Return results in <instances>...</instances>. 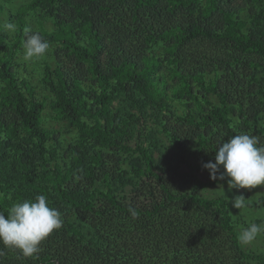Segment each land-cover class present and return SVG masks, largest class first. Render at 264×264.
<instances>
[{
    "label": "trees",
    "instance_id": "1",
    "mask_svg": "<svg viewBox=\"0 0 264 264\" xmlns=\"http://www.w3.org/2000/svg\"><path fill=\"white\" fill-rule=\"evenodd\" d=\"M7 1L0 212L45 195L64 223L35 258L0 242V264H264L202 167L234 135L264 145V0ZM36 32L38 78L19 61Z\"/></svg>",
    "mask_w": 264,
    "mask_h": 264
},
{
    "label": "clouds",
    "instance_id": "2",
    "mask_svg": "<svg viewBox=\"0 0 264 264\" xmlns=\"http://www.w3.org/2000/svg\"><path fill=\"white\" fill-rule=\"evenodd\" d=\"M0 29L15 33L16 25L6 22ZM28 29L25 30L27 32ZM25 62H36L44 57L50 43L39 33L28 35L23 42ZM202 167L209 171L214 181H227L228 190L253 189L264 185V145L255 135L241 133L220 141L215 149L214 162L204 163ZM221 194L225 195L223 185ZM252 204L244 195H236L232 206L244 213ZM133 218L137 211L129 208ZM59 210L49 206L45 195H37L34 200L15 202L7 212H0V242L4 246L19 250L23 256L35 258L41 243L55 230L63 226ZM238 243L241 246L252 244L264 235V224L249 222L247 227L238 226Z\"/></svg>",
    "mask_w": 264,
    "mask_h": 264
},
{
    "label": "rangeland",
    "instance_id": "3",
    "mask_svg": "<svg viewBox=\"0 0 264 264\" xmlns=\"http://www.w3.org/2000/svg\"><path fill=\"white\" fill-rule=\"evenodd\" d=\"M30 1V0H12L7 1V5L13 8V10H17L23 3ZM32 15H35L32 13ZM47 26H50L51 21L45 22ZM43 59V57L41 58ZM19 61H24L23 57H19ZM40 61V60H39ZM27 70V72H25ZM41 70V65L36 62H26V64H23L21 66V71L24 73H28L29 75L38 78L39 72ZM40 82L37 79V84ZM39 91H42V89L39 88ZM121 102L122 99L120 100ZM115 104H118L119 102L115 101ZM125 103V102H123ZM45 122L49 123L51 125L58 126L59 123H57L50 115V109L47 107L45 111ZM150 122V121H149ZM76 132L71 133H65L66 136L71 137L75 135ZM156 155H158V152H156ZM200 177L207 181L208 180V173L205 171L199 172ZM223 185L225 195L221 194L220 186ZM206 196L209 197H217L219 195L224 196L228 199V201L231 204V209L236 218L239 219V225H243L244 227L248 226L249 222H255L257 224H264V185L257 186L253 189H240L236 190L233 189L232 191L228 190L227 183H219L216 185H212L210 187H207L204 191ZM244 195L246 199H251L252 204L251 206L242 214H240V210L236 209L232 206V200L236 195ZM239 229V228H238ZM247 249H254L256 251L264 252V235H261L258 237L252 244L245 246Z\"/></svg>",
    "mask_w": 264,
    "mask_h": 264
}]
</instances>
